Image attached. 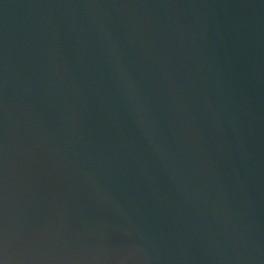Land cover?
<instances>
[{
  "label": "water",
  "instance_id": "obj_1",
  "mask_svg": "<svg viewBox=\"0 0 264 264\" xmlns=\"http://www.w3.org/2000/svg\"><path fill=\"white\" fill-rule=\"evenodd\" d=\"M0 264H264V0H0Z\"/></svg>",
  "mask_w": 264,
  "mask_h": 264
}]
</instances>
